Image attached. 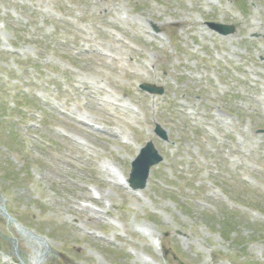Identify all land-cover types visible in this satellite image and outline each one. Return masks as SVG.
Segmentation results:
<instances>
[{
    "label": "rangeland",
    "instance_id": "1",
    "mask_svg": "<svg viewBox=\"0 0 264 264\" xmlns=\"http://www.w3.org/2000/svg\"><path fill=\"white\" fill-rule=\"evenodd\" d=\"M0 100L1 263L264 264V0H0Z\"/></svg>",
    "mask_w": 264,
    "mask_h": 264
},
{
    "label": "water",
    "instance_id": "2",
    "mask_svg": "<svg viewBox=\"0 0 264 264\" xmlns=\"http://www.w3.org/2000/svg\"><path fill=\"white\" fill-rule=\"evenodd\" d=\"M216 27L218 30H220L224 34L229 33L233 30L232 26H226L224 28L220 25H216ZM146 87L150 90L155 89L152 86H146ZM148 149L151 150V156L148 158V161L145 163L144 167H139L137 162L134 165V167H135L134 170L136 171V174L135 175L133 174L131 176L130 182L136 187L144 186L146 177L148 176L149 166L161 159V156L158 155L157 151L155 149H153L151 145H149V147H147V150ZM143 153H145V152H143Z\"/></svg>",
    "mask_w": 264,
    "mask_h": 264
},
{
    "label": "trees",
    "instance_id": "3",
    "mask_svg": "<svg viewBox=\"0 0 264 264\" xmlns=\"http://www.w3.org/2000/svg\"><path fill=\"white\" fill-rule=\"evenodd\" d=\"M16 99V105L20 106V105H25L28 102H30L28 100L27 97H19V98H15ZM5 114V110L4 107L2 105H0V126L2 125L3 122H10V120L4 118V120L1 119V117H4Z\"/></svg>",
    "mask_w": 264,
    "mask_h": 264
}]
</instances>
